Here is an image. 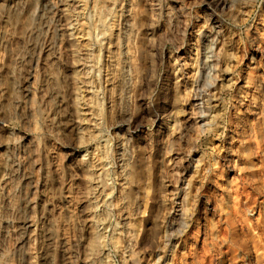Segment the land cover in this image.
<instances>
[{
	"label": "rangeland",
	"instance_id": "rangeland-1",
	"mask_svg": "<svg viewBox=\"0 0 264 264\" xmlns=\"http://www.w3.org/2000/svg\"><path fill=\"white\" fill-rule=\"evenodd\" d=\"M67 1L0 0V264H264V0Z\"/></svg>",
	"mask_w": 264,
	"mask_h": 264
},
{
	"label": "bare ground",
	"instance_id": "bare-ground-1",
	"mask_svg": "<svg viewBox=\"0 0 264 264\" xmlns=\"http://www.w3.org/2000/svg\"><path fill=\"white\" fill-rule=\"evenodd\" d=\"M70 1V2H69ZM69 1H67L66 2V6H69L70 8H71V13H72V15L74 14L75 15V20H78V19H76V18H78V16L80 15V10L83 8L84 9V1H86V0H69ZM161 2L160 0H152V4H151V11L153 12V11H155L156 9H155V7H154V2ZM93 2H94V5L96 6H98V7H100L98 4H100V5H102L101 7H103V8H106L109 12L116 6V4H117V0H93ZM92 2V3H93ZM65 3V2H64ZM93 5V6H94ZM105 6V7H104ZM119 6V5H118ZM179 6V5H178ZM82 7V8H81ZM98 7H96V9L98 8ZM153 7V8H152ZM171 7V6H170ZM67 8V7H66ZM81 8V9H80ZM95 8V7H94ZM102 8V9H103ZM172 8V7H171ZM68 9V8H67ZM82 9V10H83ZM99 10L101 9V8H98ZM105 9V10H106ZM178 9V8H177ZM81 10V11H82ZM104 10V9H103ZM102 10V11H103ZM106 10V11H107ZM182 10V9H181ZM180 10V11H181ZM68 11V10H67ZM173 11V10H172ZM122 12V11H121ZM161 12V10H159L158 11V13H160ZM108 13V12H107ZM185 13V12H184ZM184 13H182V15L184 14ZM119 14H120V12H119ZM118 14V15H119ZM122 15V13L120 14V16ZM141 15V14H140ZM140 15L138 16V15H135V17H134V19H133V23H141V21L143 20L144 21V19H140L139 17H140ZM143 15V14H142ZM152 15V17H153V14H151ZM151 15H150V17H151ZM177 15V14H176ZM179 15H180V13H179ZM179 15H177V16H179ZM120 16H118V17H120ZM156 16V15H155ZM149 17V18H150ZM180 17V16H179ZM185 17V16H184ZM177 18V17H176ZM72 19V18H71ZM131 19V20H132ZM128 20V19H127ZM141 20V21H140ZM150 20V19H149ZM174 20H177V19H175L174 18ZM80 22V21H79ZM78 22V23H79ZM176 22V21H175ZM179 22V21H178ZM177 22V23H178ZM76 23H77V21H76ZM132 23V22H131ZM72 30V29H71ZM80 46V45H79ZM86 47V46H85ZM227 50H225V51H223V57H224V59H223V63H224V66H225V64L227 65V61H226V57H227V55H226V52ZM228 59V58H227ZM225 61L227 62V63H225ZM173 62V61H172ZM175 64V63H174ZM172 68V67H171ZM173 70V73H174V68L172 69ZM175 70H176V68H175ZM177 71V70H176ZM79 75V74H78ZM178 76V75H177ZM179 77V76H178ZM206 80V79H205ZM226 81V80H225ZM222 84V83H221ZM220 86V85H219ZM218 88V87H217ZM220 88V87H219ZM181 89V88H180ZM183 89V88H182ZM215 90V89H214ZM213 90V91H214ZM187 91V90H186ZM185 91V92H186ZM211 92V91H210ZM188 93V92H187ZM212 93V92H211ZM210 93V94H211ZM174 95V94H173ZM184 94L181 92L180 93V91L178 90L177 92H176V94L173 96V106H172V108H173V111H171L172 113L169 115L171 118H172V121H173V123H174V126H178L179 127V121L181 122V119L179 120L178 119V117L180 116V115H182V114H184V112H185V109H184V103L182 102L183 101V99H184V97L185 96H183ZM187 95V94H186ZM213 95V94H212ZM76 99V98H75ZM186 101V100H185ZM79 104V103H78ZM80 105V104H79ZM172 108H171V110H172ZM169 116H168V118H169ZM166 118V117H165ZM167 120V119H166ZM171 120V119H170ZM169 125V124H168ZM172 125V124H171ZM180 125H182V124H180ZM173 126V127H174ZM169 128V127H168ZM171 128V127H170ZM176 129V128H175ZM172 130V129H171ZM179 130V129H178ZM170 132V131H169ZM170 133H172V132H170ZM169 133V134H170ZM173 135V134H172ZM171 144V143H170ZM167 146V145H166ZM168 149V148H167ZM89 163H91V161L89 162ZM87 165V164H86ZM85 166V165H84ZM97 166V165H96ZM88 167V166H87ZM90 172V171H89ZM89 172H87V173H89ZM93 175V174H92ZM88 177H90V176H88ZM92 190V189H91ZM148 193V192H147ZM96 240V239H95ZM99 244V243H98ZM101 245V244H100Z\"/></svg>",
	"mask_w": 264,
	"mask_h": 264
}]
</instances>
